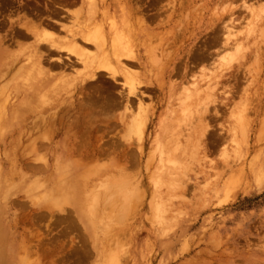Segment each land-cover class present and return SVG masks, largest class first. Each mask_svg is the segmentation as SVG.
<instances>
[{
  "label": "rangeland",
  "instance_id": "374dc122",
  "mask_svg": "<svg viewBox=\"0 0 264 264\" xmlns=\"http://www.w3.org/2000/svg\"><path fill=\"white\" fill-rule=\"evenodd\" d=\"M82 5L81 0H0V90L6 84L0 112L8 111L4 117L0 113V133L8 131L0 146L6 177L0 180V210L5 200L17 203H8L9 240H0V253L12 256L9 264H264V0H105L102 9L114 14L121 7L133 18L134 51L141 63L130 66L141 81L132 86H138L142 99L130 93L131 84L121 73L117 83L102 72L98 83L80 86L70 72L83 67L74 63L77 69L66 72L78 79L53 84L45 101H34L15 115V108L22 109L28 96L40 91L17 78L35 43L21 25H47L51 17L71 24L73 14L63 9L78 11ZM249 6L256 8L257 18ZM227 24L237 34L225 52ZM65 74L54 72V83ZM204 79L213 80L215 103L202 104L198 114L178 99L183 88ZM82 100L114 107L96 114L89 130L81 123V111L71 109ZM69 123L77 128L69 129ZM195 138L197 153L191 148L198 145ZM85 141L98 156L82 161L79 150ZM177 142L185 154L173 151ZM74 144L78 151L69 160L78 168L72 174L80 178L75 194L83 207L100 198L95 219L85 221L89 227L70 204L65 211L54 205L66 194L57 180L56 159ZM165 150L173 151L178 166L161 161ZM40 154L50 168L32 172L29 164L39 165ZM15 157L29 164L13 169ZM168 177L175 182H167Z\"/></svg>",
  "mask_w": 264,
  "mask_h": 264
},
{
  "label": "bare ground",
  "instance_id": "6f19581e",
  "mask_svg": "<svg viewBox=\"0 0 264 264\" xmlns=\"http://www.w3.org/2000/svg\"><path fill=\"white\" fill-rule=\"evenodd\" d=\"M81 1H82L83 5H82L81 9H79L78 11H74V9L71 10L69 8H66L67 6H65L66 9L63 7L64 8L63 10H65V11H67L69 13L71 12L73 14L72 16H74L73 17V22L71 24L64 23L63 21H61V20H59L57 18H54V17L53 18L52 17L49 18V16H48L49 23L47 25H44L43 22H40V23L37 22V23H31V24H29V23L27 24L26 23V24L21 25L20 28H22L27 34H30V35L34 36L35 43L30 47V51L28 52L29 56L27 55L28 56L27 57V64L28 65L24 66V64H23L22 66H20V68L18 66L19 69H18L17 78L21 79V82H22L23 85L31 83V84L39 86L40 91L38 93H36V94H32V96H28V99H26V101L24 103H22L23 106H24L22 109L20 107H17L19 109L15 108V111H14L15 115L21 116V111L24 108H28V107L32 106V103L34 101H36V102L45 101V99L47 97V95H46L47 89H48V87H52L53 84L55 86L56 83L69 82V81H70V84H72V82L74 80L79 78L80 80H78V81H80L79 82L80 86L86 87L89 84L98 83V81H99L98 74L102 73V72L107 73L108 75L106 74V76H108V78L110 77L116 83H117V79H118L117 75L119 73H121L122 76H124V78L126 79V81H127L126 83L127 84H129V83L131 84V88L129 87L130 88V93H133V94L135 93V95L137 97H139L140 94L136 93V90H137L138 86L135 85L136 88L132 86L136 82L141 81V80H139L141 78H140V74L135 73L134 72L135 70L133 71V69L131 68L130 65H131V63L132 64L133 63H141V61H140V59H136V53L134 51V49L138 48V45H137V41L135 39V34L136 33H135L134 27L132 26V19L133 18L131 19L130 12L127 9L125 10V9H123L121 7H117L115 9V13L114 14L113 13L110 14L107 9H102V5L104 4L105 0H81ZM56 5L59 6L58 4H56ZM136 8H137V6H136ZM249 8H251L250 9L251 11L250 10L249 11L251 12L252 16H254V18H257L258 17V13L256 12V8L252 9V8H254V6L253 7L249 6ZM257 9H259V8L257 7ZM60 10H62V9H60ZM55 14H56V12H55ZM137 17L138 16H136V18ZM136 18H135V22H137L136 20H138ZM144 22L146 24V20ZM140 23L142 24V22H140ZM140 23L138 25H140ZM231 26H233V25L227 24L224 27L225 28L224 29L225 33H223L224 34V36H223L224 38H222L223 39L222 47H223L225 52L230 49L229 48L230 47L229 41L231 40L230 37L234 36V35L236 36V34H237L236 32H234L232 30L233 27L231 28ZM138 28H139V26H138ZM54 29H56V30L58 29L59 32H63L64 34L63 35H59V33L55 32ZM232 31L234 33H232ZM153 34H151V37H153L152 36ZM156 35L157 34H155V37H156ZM153 39H151V40H153ZM157 39H158V37H157ZM150 43H148V44H150ZM43 45L46 46L47 49H45V47ZM86 45H89L92 48H89ZM238 47H240V46L238 45ZM243 48L244 47H242V48L240 47V50H242ZM157 52H159V50ZM53 53H57L58 55H56V56L51 55ZM63 53H66L68 55V58H67V56L63 57V56L60 55V54H63ZM153 54H155V53H153ZM153 57H154V55H153ZM158 58H160V57H158ZM153 60L157 61L154 58H153ZM226 60H224V61H226ZM74 63H79V64H81V67H83L82 71H80V72H76V73L70 72L73 75H77L78 78H76V77L72 78L71 74L66 72V69L73 67ZM73 68H74V70L77 69L76 67H73ZM15 71H17V70H15ZM56 71H63V73H66V74L62 75L61 77H59L57 82L54 83L53 74ZM2 74H5V73H2ZM3 76H1V77L4 78ZM14 78H16V77H14ZM87 78L90 81L87 80ZM14 80H12V83H13ZM16 82L18 83V81H16ZM202 82L206 86L205 89H203L201 87V85H200V83L202 84ZM212 83H213L212 79L210 81H206V79H204L203 81L201 80L198 83L194 81V82L191 83L192 85H189V86H192V87L183 88L184 90H183L182 94H179L181 99H178V100H180V101L182 100V105L185 108L193 107V109H196V113L199 114L202 111L201 106H203L204 104L207 105L209 102L215 103V99L213 98L214 97L213 96V89L214 88L211 87V86H213ZM70 84L67 86V88L69 86H71ZM130 84H129V86H130ZM4 85H6V84H4ZM4 85H3V87H1V90H0V92H2V93H3V90L5 89ZM140 91L141 90H139V92ZM180 92L181 91H179L178 93H180ZM141 94H142L141 96L144 95L142 93V91H141ZM79 96H81V94ZM212 98L214 99V101L212 100ZM140 99H142V97ZM203 100H204V102H202ZM54 103H56V102H54ZM57 104L59 105V103H57ZM66 104H67V102H66ZM113 107H114V105L110 104V103L101 104V106L99 107V104L97 102H93L91 100H89L88 102H84L83 101V103H81V105L78 108H77V106L74 103L71 105V109H79L81 111L80 112L81 115L83 117H85L84 120H81V123L82 122H86L88 124L87 128H90L89 130H91L92 127H93V121H94L93 118L96 117V114H98L100 112H106L108 110H112ZM138 108H139V114L141 113V115H142L143 113H145V111L143 109V103L141 102V100H140V104H139ZM182 108H180V109H182ZM57 109H55V110H57ZM126 109L130 110V106H129V108L127 107ZM1 110H2V108H1ZM5 110H3L5 114H2L3 112L2 113L0 112L2 116L3 115L4 116L8 115V111L6 113ZM47 110H49V109H47ZM47 110H44L45 114H48L49 111L46 112ZM50 112H52V109H51ZM45 114H43V115H45ZM54 114L56 115L55 112H54ZM139 114H138V116H140ZM3 117H1V118H3ZM38 117H39V115H38ZM40 117H44V119H45V116H42V114H41ZM59 117H61V116H59ZM1 118H0V120H2ZM244 118H247V117H244ZM102 119H103V117H102ZM102 119H100V120H102ZM41 120L42 119L40 118V121ZM198 120H200V119H198ZM71 121H72V119H71ZM137 122L141 123L142 121L141 120H137ZM200 122L204 123L203 120L200 121ZM49 123H50V121H49ZM49 123L47 122V124H49ZM131 123H133V122H131ZM202 123H200V124H202ZM204 126L205 125H202V128H201L203 130H201L200 128H197V129H200L199 132L202 133V131H204V128H206V126L205 127ZM72 128H77V125L76 124L73 125V124L69 123V129H72ZM51 131H52V128H51ZM7 133H8V131H4V132L0 133V146H1L2 142H5L4 141L5 140L4 137H5V135ZM201 133H199V134H201ZM44 137H47V135L44 136ZM198 138H199V136H198ZM189 139H190V137H189ZM42 141H44V139H42ZM45 141H48V139H45ZM195 141H196V143L198 145L192 144L191 148H193V146H194V148H196V149H192V150H194L197 153L198 152L197 148L200 146V144L197 142L198 141L197 138L194 139V142ZM35 142H36V140H35ZM35 142L33 144H35V148H37ZM85 143H87V142L85 141L83 143V146H84ZM177 143L178 144L174 145L176 148L175 149L172 148L175 153L176 152L179 153L183 149H186V148L183 147L182 142H177ZM75 146L76 145L74 144V146H72V148L70 146L71 149L63 150L64 152L61 153L56 159L55 168H56L57 173H58L57 180L61 181V185L62 186L63 185L65 186L64 190H65L66 194L63 195V199L54 200V201H56L54 205H55V207L57 209H59V211H65V205H69L70 204L75 209V213H76L78 219L80 220V222L85 226V221L86 220H87L86 222L88 223L90 218L93 217L95 219V214L97 212L96 211L97 210L96 209L97 206L95 208V205H97V204H95V203L99 202L100 198H98V199L96 198V200L94 199L92 201H89V203L91 202L90 203L91 205H89V203H88L85 207H83L82 206L83 204L80 202L81 198L79 199L78 196L76 195L77 194L76 190L80 189L79 180H78L80 178L78 176V173L72 174L73 171H78L77 170L78 168H77L76 164L70 163V160H69V158L71 156H73L75 153H77V151H78V148L76 149ZM82 148H81V150H79L80 151L79 155L82 157V161L91 160V159H94L96 156H98L96 152L89 150L85 146H84L85 149L82 150ZM173 151L171 150L172 154H169L165 150V152L162 153V155H161V161L163 163H165V164L169 163L173 167H176V166H178V162L175 161L177 159H176V156H174L175 154H173ZM36 152H38V151H36ZM195 152H193V155H194ZM183 153L185 154V152H183ZM190 154L192 155V152H190ZM5 155H6L7 158L10 157V156H8L7 152L5 153ZM41 156L42 155L40 154V158H41ZM142 156H143V152H142ZM192 156H191V158H193ZM45 157H47V156H45ZM45 157H43V158H45ZM40 158L38 156V161L41 162V163L38 162L39 165L32 164V163L29 164L28 163L29 164L28 168L30 170H32V172H33V170L38 171V173L39 172H46L47 170H49V168H50L49 162H47V160H45L43 158H41V159ZM36 159H37V157H36ZM107 159H108V157H107ZM23 160H24L23 158L15 157L14 160L10 162L11 163L10 165L12 166L13 169H17V168L24 169V167L28 165L26 163L28 161L26 159V161H24L25 163H23ZM3 170H5L4 167H0V174H1L0 180L1 181L2 180L3 181L6 180V177L4 176V174H2ZM10 175L12 177L13 174H10ZM171 175H173V174H171ZM172 179L174 181V178H172ZM126 180H127V178H126ZM169 180L170 179L168 177L167 182ZM171 180H170V182H171ZM178 181H180V180H178ZM60 191H61V188H60ZM0 192H2L1 186H0ZM9 195H6L4 198L7 199V197H10ZM13 196L16 197V194H13ZM54 196H55V194H54ZM87 201H86V203H87ZM130 201H132V199ZM8 203H11L13 205L17 204L15 202V200H12V199L11 200L10 199L5 200L3 202L4 205L2 206V208L0 210V240L4 241V242H8V240H9L8 239V237H9V235H8V226H7V224H6L5 220H4L5 219L4 218L5 213L8 212ZM48 203H50V202H48ZM102 215H104V213ZM19 220H20V218H19ZM24 220L25 219H23L21 221L24 222ZM18 222H20V221H18ZM16 225H18V224H16ZM90 225L91 224L89 223L86 226L89 227ZM11 257L12 256L11 255L9 256V253H7V251L0 253V260H5L6 259L7 262H8L7 264H9L10 260H12Z\"/></svg>",
  "mask_w": 264,
  "mask_h": 264
}]
</instances>
